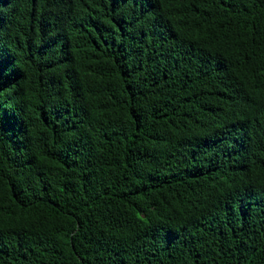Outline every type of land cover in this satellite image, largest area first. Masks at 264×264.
<instances>
[{
    "label": "trees",
    "instance_id": "16d2710c",
    "mask_svg": "<svg viewBox=\"0 0 264 264\" xmlns=\"http://www.w3.org/2000/svg\"><path fill=\"white\" fill-rule=\"evenodd\" d=\"M0 264H264V0H0Z\"/></svg>",
    "mask_w": 264,
    "mask_h": 264
}]
</instances>
